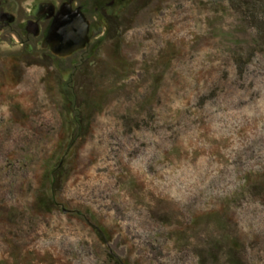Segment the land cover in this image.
I'll return each mask as SVG.
<instances>
[{"label": "rangeland", "instance_id": "obj_1", "mask_svg": "<svg viewBox=\"0 0 264 264\" xmlns=\"http://www.w3.org/2000/svg\"><path fill=\"white\" fill-rule=\"evenodd\" d=\"M71 1L3 7L0 264H264V0Z\"/></svg>", "mask_w": 264, "mask_h": 264}, {"label": "water", "instance_id": "obj_2", "mask_svg": "<svg viewBox=\"0 0 264 264\" xmlns=\"http://www.w3.org/2000/svg\"><path fill=\"white\" fill-rule=\"evenodd\" d=\"M47 38L55 55L70 56L90 42L88 22L79 9H73L70 3L63 4Z\"/></svg>", "mask_w": 264, "mask_h": 264}, {"label": "flooded vegetation", "instance_id": "obj_3", "mask_svg": "<svg viewBox=\"0 0 264 264\" xmlns=\"http://www.w3.org/2000/svg\"><path fill=\"white\" fill-rule=\"evenodd\" d=\"M94 1L97 3L98 1H101V0H94ZM67 3H70V5H71V7L73 9H79L81 11V13L83 14V16L85 17L86 21L88 22V20L86 18V15H85L86 12H87L86 11V8H84L83 5L82 6H77L76 5L75 6L74 5V2L71 1V0H69V2L62 3L58 8L57 7H54L53 10L51 11V13H46V15L43 14V12L45 11V10H43L42 12H40L41 14L38 15V17L35 18V21H32V20L31 21H26L25 24H24V26H23L24 27V32H25L24 34L27 35V34H29L30 31H32L34 34L35 33L37 34L36 36L35 35L34 36L36 38H38L39 35H40V22H47V24H45V25L46 26L49 25V27H47V30L49 29V33H50L51 28H52V24L55 21V18H56L57 14H58V11L60 10V7L63 4H67ZM4 5H5V0H0V24H3L4 25V24L7 23V26L11 27L16 22V18H14V16L9 15L6 11H4L5 10L3 8ZM98 8L100 9V7H97L96 9H98ZM37 14H38V12H37ZM34 15H35V13H34ZM21 21H22V19L20 18V22ZM23 21H25V20H23ZM17 22H18V20H17ZM89 34H90V26H89V22H88V37L90 39ZM11 35H12V38L17 37V38H20L21 39V41H20V45L21 46H25L26 47V45H28V43H27V41H28L27 40V37L25 38V37H23L21 35H18L13 30L11 32ZM47 37H48V35L45 37V39H44L45 41L44 42L47 44V46L50 45V48H51L52 45H51L50 42H48V38ZM87 44L85 45V47L87 46ZM85 47L82 48V49H80V50L75 51L74 53H72L70 56H67V57H58L57 55H55L52 52V50H51V53L50 54H47V53L43 52V56H40V59L42 60L43 57H46V55H47L48 56L47 59L49 61H51L49 63L50 64H53V62L56 61V60H62V59L66 60V59L71 58L73 55H76V54L80 53L81 51H83L85 49ZM27 48H28V50H26V51L28 53H31L32 52V49H30L29 46Z\"/></svg>", "mask_w": 264, "mask_h": 264}]
</instances>
